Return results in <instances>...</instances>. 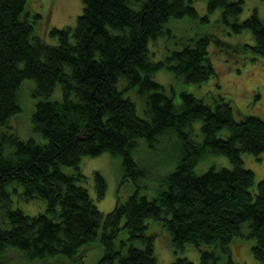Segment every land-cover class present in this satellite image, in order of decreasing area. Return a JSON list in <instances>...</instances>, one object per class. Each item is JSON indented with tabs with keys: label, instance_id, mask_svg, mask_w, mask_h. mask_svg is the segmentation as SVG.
<instances>
[{
	"label": "trees",
	"instance_id": "trees-1",
	"mask_svg": "<svg viewBox=\"0 0 264 264\" xmlns=\"http://www.w3.org/2000/svg\"><path fill=\"white\" fill-rule=\"evenodd\" d=\"M198 1L83 0L75 27L49 31L50 44L36 33L40 15L30 12L29 0H0V264L14 254L25 264H81L89 248L101 250L100 264H158L155 226L178 255L171 264H193L180 256L188 247L198 249L201 264H236L231 245L245 224L256 241L254 259L264 264V179L254 189L242 159L264 154L263 118L238 121L229 100L212 108L185 91L178 105L176 89L170 96L154 80L160 71L188 85L216 77L209 46L221 39L213 28L251 32L255 43L244 50L264 57V21L257 11L240 21L245 0H202L204 16ZM194 24L212 27L154 60L153 43H170ZM28 85L30 128L40 143L11 125L25 110ZM140 152L152 158L150 166L135 159ZM166 152L168 162L154 166ZM106 153L119 180L108 214L81 185L82 160ZM222 156L231 169L198 173L201 163ZM95 180L102 200L106 181L99 173ZM14 194L41 199L45 212L31 217L13 209Z\"/></svg>",
	"mask_w": 264,
	"mask_h": 264
},
{
	"label": "rangeland",
	"instance_id": "rangeland-1",
	"mask_svg": "<svg viewBox=\"0 0 264 264\" xmlns=\"http://www.w3.org/2000/svg\"><path fill=\"white\" fill-rule=\"evenodd\" d=\"M28 9L32 13L40 15L38 23H36V33L45 39L50 44H55V39L51 38L49 31L54 28L62 29L64 27L74 28L78 16L83 11V0H29L27 4ZM195 8L201 16L207 13V5L205 1H198L195 3ZM257 11L258 16L264 21V1L263 0H245L244 13L240 17V21H245L250 18L253 13ZM216 18L213 17L212 21ZM194 22V21H191ZM195 23V22H194ZM183 25V23L178 24ZM205 28H197L194 24L189 30H180L177 38L173 39L172 42L167 43L166 41L159 40L151 45V52L155 61L162 60L166 53L165 48L168 46L169 49L182 48L185 46L190 38H194L196 33L207 29H211L212 25L208 24ZM191 29V30H190ZM220 35V40L217 42L210 43L209 52L210 60L216 70L217 76L209 80L202 85L185 84L183 82H177L173 77L172 73L168 71H160L154 75V80L162 84L170 96H172V89H176L177 94H174L175 103H181L182 91L192 94L193 96L202 99L207 105L215 108L217 101L221 98L229 100L235 111V118L240 121L249 116H259L264 120V57L254 58L250 51L244 50V45H253L255 43L252 33L241 32L235 34L231 32V35L225 33L220 28L214 29ZM217 35V34H216ZM187 40V41H185ZM185 41V42H184ZM31 85L25 87L24 90V101L25 110L22 114L12 120L11 125L18 131L19 136L24 140L34 138L36 141L43 142L44 139L41 135L35 133L30 128V118L33 107V99L29 97V90ZM59 90V88H58ZM61 93V89L59 90ZM54 98L58 97L54 95ZM201 123H196L193 128L199 132ZM197 135V134H196ZM221 137L228 135L227 131L222 132ZM198 142L202 141L201 137L197 138ZM170 153L161 155L159 158L154 159V166H160L168 162V156ZM148 154L140 152L135 157L140 163L147 164L150 166L151 159ZM146 156V157H145ZM171 156V154H170ZM242 159L244 167L251 170L255 175V187L264 179V154L261 157H256L250 154H243ZM143 160V162L141 161ZM171 165V163L169 164ZM115 163L112 155L109 153L103 154L98 157L84 158L81 162L82 174L86 177V181L81 183L82 186L87 188L97 208L105 213H110L116 206V190L118 187L119 180L115 173ZM223 168H232L230 161L222 157H212L211 159L201 163L198 166V173L208 171L209 169L221 170ZM167 169H169L167 167ZM66 174H74V169L64 168ZM99 173L105 179L107 184L106 196L102 200H98L95 194L96 185V174ZM129 185L132 182L128 183ZM126 195L131 193V189L126 187ZM152 197V196H151ZM13 209H20L25 214L34 217L38 214L45 212L46 204L41 199H33L25 201L22 196L13 195ZM250 225L245 224L242 231L243 236L236 238L231 245L233 261L236 264H260L253 256L252 249L256 245V241L249 237ZM156 234L155 240V253L158 264H171L174 262L178 255H176L169 242L167 232L162 230L159 226H155L152 230ZM167 233V234H166ZM86 249L85 258L81 264H100V258L102 255L101 250L94 249L91 251ZM181 257L187 258L193 264H201L200 254L198 249L188 247L184 252L180 253ZM9 264H25L23 257L14 254L9 259ZM38 264V263H37ZM53 264H71L66 260L53 261Z\"/></svg>",
	"mask_w": 264,
	"mask_h": 264
}]
</instances>
